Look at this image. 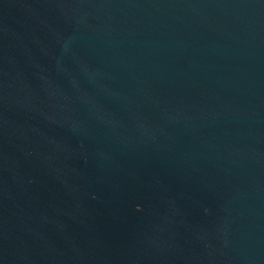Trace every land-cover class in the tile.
<instances>
[{
    "label": "water",
    "instance_id": "obj_1",
    "mask_svg": "<svg viewBox=\"0 0 264 264\" xmlns=\"http://www.w3.org/2000/svg\"><path fill=\"white\" fill-rule=\"evenodd\" d=\"M0 264H264V0H0Z\"/></svg>",
    "mask_w": 264,
    "mask_h": 264
}]
</instances>
